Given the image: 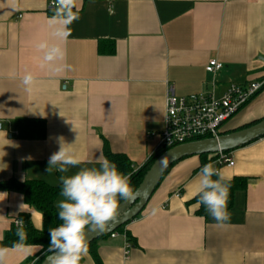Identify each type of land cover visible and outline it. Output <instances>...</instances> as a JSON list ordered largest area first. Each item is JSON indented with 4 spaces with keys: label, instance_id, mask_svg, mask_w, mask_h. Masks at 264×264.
I'll use <instances>...</instances> for the list:
<instances>
[{
    "label": "crops",
    "instance_id": "crops-1",
    "mask_svg": "<svg viewBox=\"0 0 264 264\" xmlns=\"http://www.w3.org/2000/svg\"><path fill=\"white\" fill-rule=\"evenodd\" d=\"M51 1L18 0L14 10L11 0H0V185L58 187L62 173L45 169L59 137L73 143L81 166L98 167L107 143L138 170L158 147L159 136L147 134L163 129L171 87L181 98L206 91L214 80L221 90L264 80V0H82L71 35L60 42L70 68L59 73L40 66L35 48L40 40L57 42L48 26ZM210 60L223 64L222 71L208 74ZM25 72L37 77L31 93L21 84ZM23 119L45 121L47 137L20 139L14 123ZM263 119L264 88L223 134ZM228 155L235 166L218 169L248 183L229 193L227 226L194 201L200 168L212 160L216 166L218 157H188L169 170L126 236L98 242L102 264H264V137ZM21 216L43 229L42 214L21 192L0 188V242ZM41 251L14 252L8 264H34ZM81 264L95 262L88 254Z\"/></svg>",
    "mask_w": 264,
    "mask_h": 264
},
{
    "label": "clouds",
    "instance_id": "clouds-1",
    "mask_svg": "<svg viewBox=\"0 0 264 264\" xmlns=\"http://www.w3.org/2000/svg\"><path fill=\"white\" fill-rule=\"evenodd\" d=\"M11 3L14 10H19L18 0H11ZM81 6L82 0H52L53 14L48 26L57 42L45 39L36 43L42 68L49 67L56 73L70 68L64 62L67 53L60 42L71 35V25L79 19ZM20 79L25 91H34L37 77L32 72H25ZM57 140L59 148L49 157L45 171L62 173L59 177L62 199L56 205L61 223L49 230L47 260L48 264H81L88 255L86 230H104L116 217L120 201L133 200L136 191L131 186V176L121 172L115 162L101 156L98 167L81 166L83 161L75 154L73 143H66L63 137ZM162 163L166 165L167 160L162 159ZM72 169L76 171L71 173ZM196 185L197 206H203L219 226H227L231 219L228 210L230 178L212 163H207L200 168ZM156 211L153 209L152 214ZM18 224L17 242L11 247L0 246V264H8L14 252L31 254L32 246L26 242L23 220Z\"/></svg>",
    "mask_w": 264,
    "mask_h": 264
},
{
    "label": "built area",
    "instance_id": "built-area-1",
    "mask_svg": "<svg viewBox=\"0 0 264 264\" xmlns=\"http://www.w3.org/2000/svg\"><path fill=\"white\" fill-rule=\"evenodd\" d=\"M52 8V1L49 3ZM223 69V64L210 60L206 72L216 75ZM264 88V80L254 81L245 85L230 84L221 90L217 81L209 82L204 92L185 97H176L171 87L166 99L164 127L159 132H149L147 137L159 136V144L154 152H165L172 148L223 135L227 122L246 107ZM216 166H235L228 153L217 154ZM181 196L176 194V198ZM19 221V220H18ZM18 221L14 223L19 226ZM125 233L114 232L109 237L116 238ZM131 246H126V258L130 256Z\"/></svg>",
    "mask_w": 264,
    "mask_h": 264
},
{
    "label": "trees",
    "instance_id": "trees-1",
    "mask_svg": "<svg viewBox=\"0 0 264 264\" xmlns=\"http://www.w3.org/2000/svg\"><path fill=\"white\" fill-rule=\"evenodd\" d=\"M114 53V45L109 49L108 53ZM254 125V124H253ZM250 127V126H249ZM252 127V126H251ZM14 128L18 137L22 140L30 141H41L44 140L47 136V125L46 122L39 119H23L17 120L14 123ZM229 134V133H225ZM224 135V134H223ZM105 155L106 158L110 161L115 162L118 169L124 174L131 176V186L136 191L138 187L142 184L144 177L146 176L148 170L154 163V161L163 154V151L158 152L153 155L146 164L138 170H134L133 164L128 159L127 156L121 154H114L110 151L109 146L105 143ZM217 156V155H210ZM203 158L208 157L207 155L201 156ZM215 158V157H213ZM213 161V160H212ZM212 161H206L207 163H212ZM173 167V166H172ZM171 167V168H172ZM218 169V166H215ZM170 168V169H171ZM169 169V170H170ZM166 172V174L169 172ZM164 175V177L166 176ZM163 177V178H164ZM248 180L244 178H235L231 180L230 194H234V191L244 190L247 188ZM1 189L5 190H15L23 194L25 203L31 208L34 207L37 211L42 214L43 217V229L41 231L36 230L32 227L29 217L21 216L20 219L24 222V230L27 236V244L31 246H39L42 248L39 258L34 264H42V262L48 257V246H49V230L53 227L58 226L61 221L58 219V210L55 206L57 198L60 196L61 185L58 187H52L47 184V182L42 181H27L22 184L17 183L16 181H10L5 184L0 185ZM197 197L194 201L197 202ZM123 200L120 201V204ZM119 204V205H120ZM202 212H204V207L202 206ZM137 219V218H136ZM126 226L118 229L116 233H123ZM18 226L12 225L11 229L5 236V239L0 242V246L11 247L15 242H17L18 237L16 236ZM109 237V236H107ZM107 237L101 238L103 240ZM97 240L90 245H88V254H90L95 262V264H102L99 254H98V242Z\"/></svg>",
    "mask_w": 264,
    "mask_h": 264
},
{
    "label": "water",
    "instance_id": "water-1",
    "mask_svg": "<svg viewBox=\"0 0 264 264\" xmlns=\"http://www.w3.org/2000/svg\"><path fill=\"white\" fill-rule=\"evenodd\" d=\"M264 137V119L242 130L224 134L218 138L204 139L188 144H184L163 152L152 164L142 184L136 190V195L131 201H123L117 211L116 217L109 221L104 230H86L88 245L110 236L118 229L130 224L141 213H143L147 203L152 199V195L160 185L166 172L176 163L193 156H210L219 153H229L240 147L246 146ZM162 159L167 160V164L162 163ZM42 264H48L47 258Z\"/></svg>",
    "mask_w": 264,
    "mask_h": 264
}]
</instances>
